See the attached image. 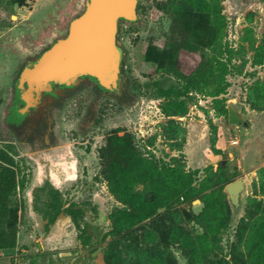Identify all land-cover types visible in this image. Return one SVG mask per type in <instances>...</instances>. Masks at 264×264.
<instances>
[{
	"label": "rangeland",
	"instance_id": "obj_1",
	"mask_svg": "<svg viewBox=\"0 0 264 264\" xmlns=\"http://www.w3.org/2000/svg\"><path fill=\"white\" fill-rule=\"evenodd\" d=\"M87 1L0 0V146L28 175L14 200L17 244L0 253V264H250L251 233L264 224V0H138L136 20L116 25L122 58L111 83L103 88L83 77L57 85L34 96L23 118L15 111L16 86L32 78L34 64L66 36ZM178 55L214 59L225 91L214 95V83L181 96L176 107L156 97L157 86L183 85L185 78L168 70ZM229 106L247 125L229 124ZM123 135L151 166L198 170L190 186L198 193L170 198L142 173L130 192L118 190L103 170L112 159L123 162L108 146ZM56 147L75 159L73 177ZM240 178L246 190L235 215L224 188ZM50 188L65 207L82 210L80 230L70 218L68 229L51 233L65 214L52 224L44 217ZM209 192L223 196L219 211L228 218L214 233L198 220ZM185 235L206 251L183 247Z\"/></svg>",
	"mask_w": 264,
	"mask_h": 264
},
{
	"label": "trees",
	"instance_id": "obj_2",
	"mask_svg": "<svg viewBox=\"0 0 264 264\" xmlns=\"http://www.w3.org/2000/svg\"><path fill=\"white\" fill-rule=\"evenodd\" d=\"M203 2L201 1L202 4ZM180 56L176 57L175 61L170 65L171 68L168 70L185 78L183 85L181 87H175L174 85H170L169 87L157 86L154 94L156 97L163 98L170 106L176 107L180 105L177 103L181 96L186 95L190 91H201L204 88H210L214 83L220 87L219 89H215L214 95L225 91L224 76L216 74L214 59L206 55L203 58L184 57V60H182ZM33 75H35L34 72ZM223 111L224 115L228 114V110L225 109ZM211 134L216 135V127L211 126ZM215 143L216 139L214 136L211 140V149L213 151H215ZM108 146L112 151H116L117 157H121V161L123 162L117 163L115 159H112L111 162L104 165L103 174L121 192H130L137 180V175L142 173V175L144 174V179L149 175L150 179L157 180L158 184L156 185H158V190L161 193H165L167 190V193H170V198L176 196L179 198L180 195L193 197L198 193H195L190 188L193 181L192 175H196L198 170L189 174L179 172L172 167L162 164L151 166L147 160L135 154L132 139L126 135L109 141ZM101 152H106V147ZM216 153H218L217 150ZM27 184L28 175L22 170L21 164L12 156L7 148L0 146V253L10 251L16 247L20 209L14 204V200L23 193ZM206 189V187H202L201 191ZM260 191L262 196H264V169L262 170ZM160 192L159 194H161ZM222 197L218 193L214 198V192H209L202 198L205 199L206 204L200 214L201 219L199 216L198 220L205 230L210 233H214L221 224H226L228 219L227 216H223L219 211L220 206L224 205ZM165 201L164 199L161 203H165ZM262 204L264 209V202ZM61 213L70 216L73 225L80 230L78 217L82 214V210L75 204L65 207L60 192L57 189L50 188L49 197L46 200L44 217L48 220L49 224H52ZM78 238L81 239L83 245H86L81 233L78 235ZM198 238L204 239V236ZM251 238H253L254 243L251 248H248L250 264H264V224L253 230ZM181 244L185 248L192 249L191 252L193 254L196 253L197 245L202 249V245L200 244L192 245L194 243H191L186 235L182 237ZM202 250L206 251L204 248Z\"/></svg>",
	"mask_w": 264,
	"mask_h": 264
},
{
	"label": "water",
	"instance_id": "obj_3",
	"mask_svg": "<svg viewBox=\"0 0 264 264\" xmlns=\"http://www.w3.org/2000/svg\"><path fill=\"white\" fill-rule=\"evenodd\" d=\"M137 0H88L84 12L73 19L66 36L59 40L35 66V74L48 77L55 85H69L89 77L105 87L113 74L114 65L120 64L122 49L115 42L119 20H136ZM230 125H247L242 114L228 107ZM246 190L240 178L224 188L234 214L242 205Z\"/></svg>",
	"mask_w": 264,
	"mask_h": 264
},
{
	"label": "flooded vegetation",
	"instance_id": "obj_4",
	"mask_svg": "<svg viewBox=\"0 0 264 264\" xmlns=\"http://www.w3.org/2000/svg\"><path fill=\"white\" fill-rule=\"evenodd\" d=\"M115 42H116V44L119 45V43H118V41L116 39H115ZM51 48L43 55L42 58H40V60L43 59L49 53ZM40 60H38L34 64V68H33L34 74H35V66ZM120 65H121V61H120V64H115L114 65V70H113L112 77H111L109 83L103 88H106L111 83V81L113 80V78L115 76V73H116V71H117V69L119 68ZM55 87H57V85L55 86L53 81L50 80L48 77L40 78L36 74L35 75L32 74V78H30L28 80H25V82H23L20 86H16V89L14 90V94H15L14 98L17 97V99H15V101L16 102L18 101L17 102L18 105L16 106L15 111L16 112L17 111H22V117L23 118L28 117L29 116V112L31 111L30 109L35 103L34 102L35 101L34 100V96L38 95V97H39L40 95H42V93L44 91L49 90V89H54ZM60 87H63V86H60ZM21 92H22V94H21ZM18 96H21V98L18 97ZM29 96H31L32 98L27 100L26 98L29 97ZM14 115H15V117H17V113H14Z\"/></svg>",
	"mask_w": 264,
	"mask_h": 264
},
{
	"label": "bare ground",
	"instance_id": "obj_5",
	"mask_svg": "<svg viewBox=\"0 0 264 264\" xmlns=\"http://www.w3.org/2000/svg\"><path fill=\"white\" fill-rule=\"evenodd\" d=\"M5 60L7 61V59H5ZM8 60H10V59H8ZM10 70H11V68H10ZM7 78H8V76H7ZM52 151L54 152V154H56L57 156H59L61 158L60 161H62V162L65 161V163L69 167V171H70L69 176L73 177L74 176V172H75V159L71 156V153H70L69 149L67 147H64V148L56 147ZM58 162H59V160H58ZM69 225H70V216L62 215L60 217V219L57 222H55L54 226H52L53 228H52V232L51 233L52 234H57V233L63 231V229L67 228ZM63 234H65V233H63Z\"/></svg>",
	"mask_w": 264,
	"mask_h": 264
},
{
	"label": "built area",
	"instance_id": "obj_6",
	"mask_svg": "<svg viewBox=\"0 0 264 264\" xmlns=\"http://www.w3.org/2000/svg\"><path fill=\"white\" fill-rule=\"evenodd\" d=\"M231 142H232V144H237L238 141L237 140H232Z\"/></svg>",
	"mask_w": 264,
	"mask_h": 264
}]
</instances>
